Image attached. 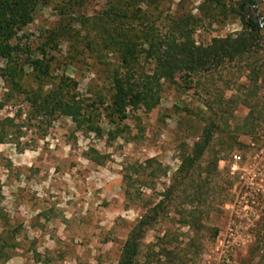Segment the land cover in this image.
<instances>
[{
	"label": "rangeland",
	"instance_id": "rangeland-1",
	"mask_svg": "<svg viewBox=\"0 0 264 264\" xmlns=\"http://www.w3.org/2000/svg\"><path fill=\"white\" fill-rule=\"evenodd\" d=\"M254 1L264 18V0ZM118 2L41 0L9 41L23 65L24 95L0 78V264H116L127 233L172 180V198L141 238L134 264H264V74L254 86L246 78L255 58L189 79L176 75L156 108L129 113L108 142L111 128L99 107L93 122L102 137L31 104L30 97L57 88L61 77L76 83L75 98L85 104L93 95L107 97L118 55L95 53L88 24L122 7ZM238 2L143 0L137 6L145 17H129L123 29L139 39V32L162 37L164 15L189 14L197 20L193 39L204 45L242 31L240 18L247 16ZM50 30L60 38L45 50L49 80L40 87L29 62L39 58ZM257 37L261 58L264 31ZM136 51L137 69L148 72L143 50ZM4 64L0 60V72ZM205 127L210 137L201 157L184 179H175L181 157ZM134 164L141 165L146 188L135 184L126 198L121 177ZM155 165L164 176L153 178Z\"/></svg>",
	"mask_w": 264,
	"mask_h": 264
},
{
	"label": "trees",
	"instance_id": "trees-1",
	"mask_svg": "<svg viewBox=\"0 0 264 264\" xmlns=\"http://www.w3.org/2000/svg\"><path fill=\"white\" fill-rule=\"evenodd\" d=\"M41 0H0V60L5 64L0 72V78L11 89L24 95L19 84L22 76V66L17 60L15 49L10 47L9 41L15 31H19L31 21V14ZM143 0H119L122 7L110 8L96 17L89 27L93 29L92 44L95 53L105 52L116 54L119 68L114 70L109 80V91L106 98L93 95L90 103H83L75 98L76 83L67 77L58 79L57 88L49 89L42 96L30 97L31 104L38 112L48 116H60L69 119L75 129L83 134L92 133L102 137L100 127L93 122L96 108H101L107 118V125L111 128L104 136L105 142L113 140L112 128L119 126L129 113L143 111L149 113L156 108L160 101L163 86L173 85V79L181 74L186 79L191 76L205 75L209 71L222 67L225 63H238L243 57L255 58V62L248 65L247 81L254 86L264 73V61L258 55V34L261 31L255 27L251 19L245 21L240 18L243 27L239 34L224 38H213L206 44H196L193 35L196 32V19L187 15H164L168 22L162 37H153L151 33H137L129 35L123 25L129 18L145 17L137 5ZM118 2V3H119ZM242 10V8H240ZM234 15V10L228 11ZM86 20V19H84ZM117 21V25L113 23ZM87 22V20H86ZM86 26V25H85ZM60 38L57 31L45 33L44 42L39 47V58L32 59L29 65L34 69L33 79L37 85L44 86L49 80V61L45 59L46 49H55L56 41ZM51 46V47H50ZM143 50V62L150 66L148 72L137 69L139 54L136 48ZM143 48V49H142ZM40 86V87H41ZM91 97V98H92ZM210 137L209 128L202 130L201 136L192 144L189 153L182 156L180 165L174 174L175 179H184L193 163L201 157ZM152 162V161H151ZM149 164H152L149 162ZM132 172L125 171L121 177L124 196H131L130 190L137 186V190L146 188L140 179L141 165L131 166ZM152 172L156 179L164 176L160 165H155ZM174 180L161 193L162 199L139 217L136 224L127 233L121 246L116 264H134L139 252L141 238L144 233L156 223V218L165 200H170L176 188ZM136 194H140L136 191Z\"/></svg>",
	"mask_w": 264,
	"mask_h": 264
},
{
	"label": "flooded vegetation",
	"instance_id": "flooded-vegetation-1",
	"mask_svg": "<svg viewBox=\"0 0 264 264\" xmlns=\"http://www.w3.org/2000/svg\"><path fill=\"white\" fill-rule=\"evenodd\" d=\"M256 5V2L254 0H239V2L236 4V7L239 9L242 8L243 11L246 12L247 18L251 17V8ZM250 8V11L248 9Z\"/></svg>",
	"mask_w": 264,
	"mask_h": 264
},
{
	"label": "water",
	"instance_id": "water-1",
	"mask_svg": "<svg viewBox=\"0 0 264 264\" xmlns=\"http://www.w3.org/2000/svg\"><path fill=\"white\" fill-rule=\"evenodd\" d=\"M256 8H257L256 5H254L251 8V13H252L253 17L250 19L253 22V24L255 25V27L264 31V18L259 16V14L256 12Z\"/></svg>",
	"mask_w": 264,
	"mask_h": 264
}]
</instances>
